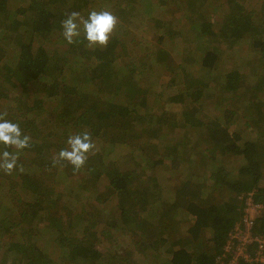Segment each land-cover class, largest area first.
Masks as SVG:
<instances>
[{"label": "trees", "instance_id": "1", "mask_svg": "<svg viewBox=\"0 0 264 264\" xmlns=\"http://www.w3.org/2000/svg\"><path fill=\"white\" fill-rule=\"evenodd\" d=\"M111 1L110 11L123 17L130 16L123 3L138 7L137 0ZM158 4L173 7L177 18L156 22L160 43L191 32L218 43L227 35L249 40L264 56V0ZM73 6L76 0H0V113L31 137L17 169L11 175L0 171V264H218L248 195L262 205L254 230L264 237V135L244 139L225 127L238 114L226 106L222 110L223 104L215 115L203 107L204 89L217 77V53L194 55L176 66L171 62L167 71L173 76L159 86L160 94H177H166L160 112L153 106L158 95L148 103L152 83L139 87L131 76L158 61H146L147 53L130 57L126 38L117 33L104 49H89L80 37L85 47L49 52V46L64 41L63 12ZM191 13L196 24L188 23ZM22 26L24 38L15 35ZM215 88L223 90L221 84ZM45 97L57 100V109L48 111ZM192 115H200L197 123ZM153 124L159 144L150 147L139 131ZM85 129L96 149L83 169L74 173L67 163L53 167L68 137ZM118 144L136 153L125 158L126 170L113 154ZM160 173L167 176L164 185ZM181 173L185 181L175 184ZM69 177L78 180L71 189L64 186ZM68 191L77 194L73 202L79 207L73 211L60 203ZM43 225L55 232L56 258L39 245Z\"/></svg>", "mask_w": 264, "mask_h": 264}, {"label": "rangeland", "instance_id": "2", "mask_svg": "<svg viewBox=\"0 0 264 264\" xmlns=\"http://www.w3.org/2000/svg\"><path fill=\"white\" fill-rule=\"evenodd\" d=\"M158 2H159V0H137V3H138L137 8H135V4H133V3H132V5L127 4V3H125V4L123 3L122 7L126 8L127 11L130 12L129 17H127L125 14L123 17V15H120L121 12H119V13L113 12V14L116 17H118V21H119L113 35L115 33H117L116 36L122 37V39L126 38L124 41H126V45L128 46V52H129L130 57L135 58V60H136L137 57H142L145 53H147V49H151L152 51H156V52L164 51V52L169 53V55H171V56H169V60H171V61H165L164 57H159L158 54H155L157 57H159V59L161 61H158L154 65L153 69H151V67L153 66V64H152L150 68H149V66L146 68L147 70L135 71L131 75L134 78L135 83L138 84L139 87H147V86H149L150 83H152L150 85V88H153V90H152L153 94L159 93V91H160L159 86H162V84H164L163 81H166L168 78H172V76H173L172 72L167 71V70H169V68H170L169 65L171 64L172 61L174 63L173 66H176L177 64L182 63L184 58H185V60H188V61L193 60L190 58V53L185 52L183 49V45L185 43L184 40L191 38V35L189 37H185V38H178V39H184V40H178V39L177 40H169L168 38H165L161 41V43H160V41L156 40L157 39L156 38V32L158 30V27H156L155 24L157 21L158 22H164V23L167 21H174V20L177 21L176 15H174V12H173V7H169V8L165 7L164 8V7L160 6L158 4ZM112 3L113 2L111 0H76V4L78 6L77 7L73 6L72 7L73 9L67 11V14L71 13L72 11H77V12H80L81 15L86 18L88 13L92 10H97V11L104 10V9L110 10L109 8H110V5ZM16 4H17V2L13 1V5H16ZM18 5H19V2H18ZM67 14H66V10L64 9L63 15L67 16ZM186 18H188V23L196 24L195 14L191 13ZM3 27H4V25L0 24V30L1 31L3 30L2 29ZM25 33H26V29L24 26H22L19 28V30H17L15 35L21 36L24 38ZM82 35L83 34H81V37H83ZM113 35H112V37H113ZM82 41L83 40L81 38L80 42L77 43L78 48L79 47H85V42L84 41L82 42ZM68 47H69V45L64 40L62 43L60 42V44H58V45L49 46L48 49H49V52H51V53H54V52L63 53L64 51L67 50ZM228 63H229L228 61H224V64H222L221 67L220 66L218 67L216 74H218L220 76L219 73H221L223 69L229 67ZM123 74H120V75H123ZM203 76H204V72H203V75L201 77H203ZM157 78L159 79L158 85L155 81ZM142 79L148 81L147 85L143 84ZM218 80H221V79H218ZM210 83H211L212 87L207 88L206 92L207 91L211 92L216 87L214 80H212ZM103 89H105V87ZM169 92H170V90L167 93L169 94ZM224 92H228V91H224ZM104 93H105V91H104ZM175 94H177V91H171L169 95L173 96ZM38 95H36V96H38ZM155 96L156 95H150L148 98V103L152 104V101L154 100ZM43 99L45 101V107L48 111H53V110L57 109V107H58L57 100L55 101L53 99H48L46 97ZM206 100H207L208 104H211L214 101V98L211 97V98H207ZM164 101H165V98L162 99V98L158 97L156 102H154V105H153L154 108L158 109L161 112ZM225 101H226V98H221V100L219 102H216V105H210L209 107H207L206 113L212 114V115L220 113L221 112V108H220L221 104H223ZM237 104H239V103H237ZM172 109L174 112L178 111V108L172 107L171 110ZM159 111H158V115H157L158 117L156 118V120L158 122L162 118V114ZM199 117H200V115H199ZM209 117H212V116L209 115ZM143 121H147V120L144 118ZM157 121L155 122L156 124H157ZM155 129H156V126H155V124H153L147 130H145V132L139 131L140 136H142L143 138H146V140H145L146 145H149L150 147L159 144L158 142H156L154 140V136L156 134L159 135L158 133H156ZM249 135H248V137H249ZM201 136H202L201 140H203L206 135H204L202 133ZM250 136H253V135L251 134ZM132 141H133V139H131L130 142H132ZM118 145H121L118 147L120 150L117 149L116 151L113 152V154L117 155V157H116L117 161H119L120 166L123 167L122 169L126 170L128 167L124 164L126 161L125 158L127 156H129L130 154H134L135 151H132L129 146L127 147L124 144H118ZM150 147L148 148V150H150ZM124 150H127V151H124ZM148 150L146 149V151H148ZM151 151H152V149H151ZM127 162H129V161H127ZM129 163H130L129 165H132L131 162H129ZM69 178L66 180L67 183L64 184L65 188L68 187L71 189L72 186H74V187L77 186V184H78L77 178L76 177H74V179L72 177H69ZM158 179H159L160 183L164 185L166 183L167 176L163 177V175H161V173H160L158 175ZM186 179H188L187 176H186ZM184 181H185V175L181 173L178 177V180H176V182L175 181H173V182L175 184L177 182H178V184L179 183L181 184V182H184ZM3 191H4V187L2 186V188H0V198H2L4 195ZM76 197H77L76 193H72L69 191L66 193H62V199H61L60 203L63 204V206L67 204L66 207L68 209H70L71 211H73L75 209V207H79L78 205H76L73 202L74 198H76ZM93 210H94V207H93ZM44 227H45V225L42 226V230L44 231L43 239L39 242V245L42 246L43 248L47 249V251H49V253L52 255V257L55 256V258H56L58 253L56 251H54L55 245L53 243V239L55 237V232L53 230H50V229H47ZM98 243H99V241H98Z\"/></svg>", "mask_w": 264, "mask_h": 264}, {"label": "crops", "instance_id": "3", "mask_svg": "<svg viewBox=\"0 0 264 264\" xmlns=\"http://www.w3.org/2000/svg\"><path fill=\"white\" fill-rule=\"evenodd\" d=\"M214 30V33H220L219 30ZM190 35L191 38L185 40L183 49L185 52L190 53L191 59H195L194 55L196 58L198 55H201L198 56V59H201L207 52L215 51L217 53L216 72L218 67H221L222 64H224V61L229 62V67L223 69L222 72L219 73L220 76L217 74L218 76L216 79H213L216 87H218V84H221L223 90L218 91L216 88H214L211 92H206L207 89H204L206 98L203 107L206 105V107H209L210 105H216V102H219L221 98H226V101L223 103V107L221 104L222 110L224 109V106H226L227 109L233 111L234 114H238V117L234 116L232 121L226 124L225 127H227V129L240 131L241 135H243V138L248 140H253L260 134L264 135V56H262L258 50L252 47V43L249 40H243L240 38L235 41L231 38L227 39L226 35V37L221 38L222 42L218 43L214 42L212 39H209L208 41L201 39L200 37L202 36L193 32H191L189 36ZM227 40H229V42H227ZM155 54H158L159 57H164L165 61H171L169 60V56H171L169 53L164 51L156 52L152 51L151 49H147L146 61H161ZM183 61L188 60H185L184 58ZM228 74L231 75L230 78L232 79L233 83H229L230 78L225 79ZM145 83H148V81L143 80V84ZM150 89V95H158L159 98L166 99V93H164V95L163 92L162 95L160 94L163 89L162 87L160 88L158 94H153V88ZM211 97L214 98V101L211 104H208L206 99ZM176 106L175 108H177ZM189 112H191V109H189ZM192 116V119H195L194 121L197 123L199 120V115ZM222 123L225 124V121ZM249 124H251V131L246 128L249 126ZM159 125L162 130L165 129L161 123ZM249 134H252L253 136H250Z\"/></svg>", "mask_w": 264, "mask_h": 264}, {"label": "clouds", "instance_id": "4", "mask_svg": "<svg viewBox=\"0 0 264 264\" xmlns=\"http://www.w3.org/2000/svg\"><path fill=\"white\" fill-rule=\"evenodd\" d=\"M118 23V17L107 9L92 10L86 18L80 12L72 11L61 21V35L68 45H74L80 42L83 33L89 49H104L107 48ZM6 116V112L0 113V146L4 149L0 151V171L11 175L17 169L20 152L31 146V137L24 135L19 124L5 119ZM66 145L53 157L52 166L67 163L72 166L74 173L83 169L96 149L92 135L86 129L69 136ZM19 170L23 171L22 165Z\"/></svg>", "mask_w": 264, "mask_h": 264}, {"label": "built area", "instance_id": "5", "mask_svg": "<svg viewBox=\"0 0 264 264\" xmlns=\"http://www.w3.org/2000/svg\"><path fill=\"white\" fill-rule=\"evenodd\" d=\"M260 209L248 195L244 214L228 235L218 264H264V237L254 230Z\"/></svg>", "mask_w": 264, "mask_h": 264}, {"label": "bare ground", "instance_id": "6", "mask_svg": "<svg viewBox=\"0 0 264 264\" xmlns=\"http://www.w3.org/2000/svg\"><path fill=\"white\" fill-rule=\"evenodd\" d=\"M245 210V209H244ZM261 212V209L258 211L257 215Z\"/></svg>", "mask_w": 264, "mask_h": 264}]
</instances>
